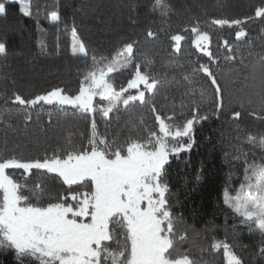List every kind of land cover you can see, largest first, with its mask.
Segmentation results:
<instances>
[{
  "label": "snow or ice",
  "instance_id": "1",
  "mask_svg": "<svg viewBox=\"0 0 264 264\" xmlns=\"http://www.w3.org/2000/svg\"><path fill=\"white\" fill-rule=\"evenodd\" d=\"M11 4H18L23 16H33L31 0H0V18L7 17ZM151 10L166 16L171 8L163 0H154ZM45 19L59 26L61 14L52 10ZM255 19L264 21V3L255 8L253 16L214 18L210 24L234 29L239 41L248 35L246 25ZM129 21L137 23L131 16ZM37 25L39 28L38 20ZM189 30L195 35V48L209 58V64L178 65L184 80L204 81L199 103L191 93H184L191 104H185L182 98L179 108L173 105L158 109L155 97L161 81L152 72L151 60L137 61L139 42L122 41L111 56L90 51L78 34L75 13L71 54L86 64L76 94L60 87L33 96L18 91L10 96L0 93L5 104L11 101L14 105L5 109L9 119L22 120L24 127L29 122L42 127L40 121L46 115L48 127L55 124L60 128L43 141L36 137L9 147L5 139L0 147V257L11 254L8 264H207L205 254H222V264H245L246 258L240 253L248 245L237 238V250L227 240V229L224 239L217 238L214 223L202 230L189 224L180 210L178 194L171 187L170 160L190 152L197 143L196 125L219 117L225 107L223 88L211 67L218 58L208 50L210 34L200 28L199 21L183 29ZM146 35L158 38L151 29ZM184 39L179 33L170 36L175 52L181 51ZM41 46L46 49V45ZM223 46L225 61L236 62L239 58L240 64L245 63L240 49L231 47L227 40ZM253 55L264 62V55L248 51V57ZM8 56L6 42H0V58L7 60ZM121 69L129 70L131 78L126 86L117 88L110 74ZM208 88L212 89L210 100ZM259 95L264 96V89ZM205 102L209 109L202 112ZM253 102L252 96L242 98L239 107L243 109ZM137 106L144 112L134 115ZM122 111L128 119L121 124ZM149 113L151 126L147 123ZM69 115L84 121L88 131L61 127L59 118ZM241 115L239 110L231 112L234 120ZM250 115L264 119L255 111ZM233 139L232 161L240 164L242 176L238 188L223 191L225 223L231 218L242 225L250 238H256L264 257V135L242 136L238 132ZM29 144L34 147L29 149ZM244 144L261 151H246ZM203 178L201 169L192 178L193 190ZM187 183L185 179L184 185ZM231 227L235 232L236 224ZM194 237H202L205 243ZM193 249L198 254L194 255Z\"/></svg>",
  "mask_w": 264,
  "mask_h": 264
},
{
  "label": "trees",
  "instance_id": "2",
  "mask_svg": "<svg viewBox=\"0 0 264 264\" xmlns=\"http://www.w3.org/2000/svg\"><path fill=\"white\" fill-rule=\"evenodd\" d=\"M32 17H25L19 12L18 4L8 7L6 18H0V42H6L9 56L7 60L0 58V93L11 95L18 91L24 96L42 94L56 87L66 88L69 94L78 91L80 73L86 71L83 59L71 54V26L75 13V26L90 51H97L105 55H114L115 49L126 40H137V61L144 63L146 59L152 61L153 74L161 81L159 91L155 97L158 109L180 107L181 100L185 104H191V100L184 93H191L199 103L200 93L204 90V81L194 79L191 83L184 80L182 69L178 65L186 67L198 64H209V58L197 50L193 44L195 35L183 29L199 21L202 30L210 34L208 50L217 57L211 67L217 75V79L223 88L225 107L219 117H211L202 121L195 127L196 145L188 153H182L180 158L170 160L168 169L171 187L177 192V199L181 202L180 209L187 222L197 230L216 225L217 238H225L230 244L236 246V240L248 248L240 254L246 258L245 264H264L256 238H250L242 225L229 218L225 223V206L222 203L223 191L238 188L241 182L242 170L238 162L232 161L235 149L233 137L254 134L259 137L264 135V119H257L250 115L255 111L261 112V103L264 96L259 95L264 89V62L259 61L258 56H247L248 51L264 55V21L255 19L246 25L248 35L241 40H236L234 29L227 26L220 28L211 25L214 18H244L253 16L257 6L264 0H163L170 6L168 15H161L158 10H151L154 0H31ZM39 6V15L36 8ZM58 10L61 14V23L55 26L45 19L47 13ZM136 19L132 25L129 17ZM39 21V28L37 25ZM65 24L68 28L65 29ZM157 32L158 38L147 37V30ZM43 30V31H41ZM181 34L185 37L181 41V51L175 52L171 47L173 42L170 36ZM227 40L233 48H238L245 56V63L225 61L226 50L223 46ZM46 45L42 50L41 45ZM59 52V55H57ZM90 63V61H89ZM191 71V68H188ZM113 83L119 88L126 86L130 77L129 70L121 69L110 74ZM15 81V83H13ZM5 85L7 87H5ZM210 100L212 89L206 93ZM254 97L253 104H245L241 109L239 101L242 98ZM14 107L11 101L4 103V96H0V147L5 139L9 147L20 141H27L39 137L42 141L46 137H52L59 132L55 124L48 127V117L43 115L40 121L42 127L34 122H29L24 127L23 121L16 118L9 119L6 108ZM46 108L48 106H45ZM209 109L208 102L202 107V112ZM232 110L241 111V118L234 120ZM187 111V109H185ZM134 115H139L144 110L137 106ZM111 115V114H110ZM54 120L56 117L53 118ZM61 127L71 128L73 132H87L88 126L79 118L71 115L61 116ZM120 123L128 119V114L120 113ZM35 120V117H34ZM147 123L152 125V116L149 113ZM116 125L113 124V130ZM101 130H103L101 128ZM29 149L34 146L29 144ZM246 151L252 150L257 154L261 149L255 146L243 145ZM229 153L225 157V153ZM187 161V163H186ZM203 169L204 178L198 186L193 184V177ZM187 179V186L184 180ZM229 216L231 213L229 212ZM236 224V231L232 225ZM212 234H209V237ZM203 236V233H202ZM190 239L193 237L190 234ZM199 243L205 241L202 237H194ZM185 248L188 244L184 245ZM237 250L238 247H237ZM193 254H198L193 249ZM4 264L11 260V254L0 257ZM207 264H222L221 256L205 254Z\"/></svg>",
  "mask_w": 264,
  "mask_h": 264
},
{
  "label": "rangeland",
  "instance_id": "3",
  "mask_svg": "<svg viewBox=\"0 0 264 264\" xmlns=\"http://www.w3.org/2000/svg\"><path fill=\"white\" fill-rule=\"evenodd\" d=\"M98 99V98H97Z\"/></svg>",
  "mask_w": 264,
  "mask_h": 264
}]
</instances>
